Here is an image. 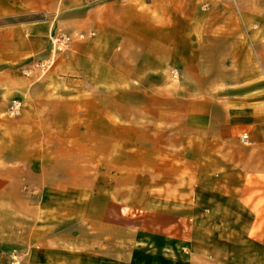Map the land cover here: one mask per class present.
<instances>
[{
  "label": "crops",
  "instance_id": "1",
  "mask_svg": "<svg viewBox=\"0 0 264 264\" xmlns=\"http://www.w3.org/2000/svg\"><path fill=\"white\" fill-rule=\"evenodd\" d=\"M123 248L264 264V0H0V264Z\"/></svg>",
  "mask_w": 264,
  "mask_h": 264
},
{
  "label": "rangeland",
  "instance_id": "2",
  "mask_svg": "<svg viewBox=\"0 0 264 264\" xmlns=\"http://www.w3.org/2000/svg\"><path fill=\"white\" fill-rule=\"evenodd\" d=\"M21 97L14 95L10 97V100L8 102H6V106H5V113H3V117L5 120H7L8 122H10V124L14 123L17 118H18V114L19 111L23 108L24 103L23 101H21L20 99ZM16 102L17 103V109L15 112H11L10 108L11 105ZM112 172L114 167H110L108 166ZM147 168V167H146ZM143 169L145 170V168L143 167ZM114 172V171H113ZM111 184V183H110ZM129 183L127 182H123L121 183L120 187H118L119 190L118 192L120 193V196L124 199V200H130L133 201L135 203L138 204H147V205H158V206H163V207H172V208H176L175 206L176 201H174L173 199L170 200L166 197L163 196H154L152 195V192L146 190L145 186H146V182L142 181L139 182V189H131L129 187ZM143 186V187H142ZM141 187V188H140ZM129 250L127 248H123L122 249V255H121V263L119 262H115V261H107V264H136L134 261H137V264H162L161 262V258L159 257V255H153L151 253H146V251H139L140 254H138V257L140 259H143V261L140 260H136V255H133L131 257V260L129 259ZM11 259L9 261V264H12L13 260H15V263L18 264L17 261V253L13 254L11 253ZM111 253H107V257H111L110 256ZM109 260V258H107ZM204 262V261H203ZM206 264H209L208 262H206Z\"/></svg>",
  "mask_w": 264,
  "mask_h": 264
},
{
  "label": "built area",
  "instance_id": "3",
  "mask_svg": "<svg viewBox=\"0 0 264 264\" xmlns=\"http://www.w3.org/2000/svg\"><path fill=\"white\" fill-rule=\"evenodd\" d=\"M16 109H17V103L14 102V103L11 105L10 110H11V112H15ZM241 140L245 141V140H246V136H245V135H242ZM12 264H15V260H13Z\"/></svg>",
  "mask_w": 264,
  "mask_h": 264
}]
</instances>
